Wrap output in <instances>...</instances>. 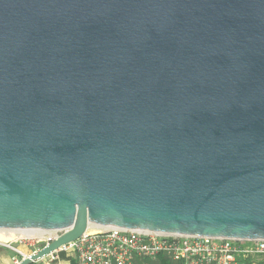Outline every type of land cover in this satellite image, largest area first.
<instances>
[{
    "label": "water",
    "instance_id": "95a60500",
    "mask_svg": "<svg viewBox=\"0 0 264 264\" xmlns=\"http://www.w3.org/2000/svg\"><path fill=\"white\" fill-rule=\"evenodd\" d=\"M264 240V0H0V231Z\"/></svg>",
    "mask_w": 264,
    "mask_h": 264
},
{
    "label": "built area",
    "instance_id": "2783aa9c",
    "mask_svg": "<svg viewBox=\"0 0 264 264\" xmlns=\"http://www.w3.org/2000/svg\"><path fill=\"white\" fill-rule=\"evenodd\" d=\"M43 235L16 238L0 243V246L14 252L16 256L12 263L19 264L28 255L20 252L16 245L44 247L58 237ZM68 254L75 256L77 264H138L156 262L159 257H165L174 264H260L255 259L264 257V240L243 241L105 228L87 230L78 240L60 247L42 261L59 264L60 256Z\"/></svg>",
    "mask_w": 264,
    "mask_h": 264
},
{
    "label": "crops",
    "instance_id": "0c3cea01",
    "mask_svg": "<svg viewBox=\"0 0 264 264\" xmlns=\"http://www.w3.org/2000/svg\"><path fill=\"white\" fill-rule=\"evenodd\" d=\"M20 252L26 255L32 253V248H28L22 245L15 246ZM14 258V252L0 246V264H13L12 259ZM141 262H138V264ZM39 264H46L44 261H39ZM59 264H77L75 256L73 254L64 255L59 259Z\"/></svg>",
    "mask_w": 264,
    "mask_h": 264
},
{
    "label": "bare ground",
    "instance_id": "6f19581e",
    "mask_svg": "<svg viewBox=\"0 0 264 264\" xmlns=\"http://www.w3.org/2000/svg\"><path fill=\"white\" fill-rule=\"evenodd\" d=\"M90 227H94V229L92 231H97L99 230L98 227L96 226H90ZM3 232L6 231H0V233L2 234ZM19 233V235H25V238H33L34 236H41L43 235L42 232H32V231H8V236L6 238H4L3 236H5V234L3 233V236H0V243H5V242H10L11 241V237L9 238L10 235H12V233Z\"/></svg>",
    "mask_w": 264,
    "mask_h": 264
},
{
    "label": "rangeland",
    "instance_id": "374dc122",
    "mask_svg": "<svg viewBox=\"0 0 264 264\" xmlns=\"http://www.w3.org/2000/svg\"><path fill=\"white\" fill-rule=\"evenodd\" d=\"M94 229V227H89V231H92ZM3 233L5 234V236H3ZM2 234L0 233V236H3L4 238H6L9 234H8V231H6V232H3ZM43 234H45V235H43V236H48V235H51V236H55V235H59L58 233L56 234V233H53V232H42ZM11 237V241H13V240H15L16 238H20V237H25V235H19V233H17V232H15V233H12V235H10L9 236V238ZM23 246V245H22ZM255 262H257V263H260V264H263V262H264V257H262V258H258V259H255Z\"/></svg>",
    "mask_w": 264,
    "mask_h": 264
},
{
    "label": "trees",
    "instance_id": "16d2710c",
    "mask_svg": "<svg viewBox=\"0 0 264 264\" xmlns=\"http://www.w3.org/2000/svg\"><path fill=\"white\" fill-rule=\"evenodd\" d=\"M41 248H42V245H39V246H37L35 248H32V252H34L36 250H39ZM14 256H16V255L14 254ZM63 256L64 255H61L60 258L63 257ZM32 264H39V262L32 263ZM139 264H174V263H172L171 261L167 260L165 257H159L156 262L144 261V262H141ZM263 264H264V262H263Z\"/></svg>",
    "mask_w": 264,
    "mask_h": 264
}]
</instances>
